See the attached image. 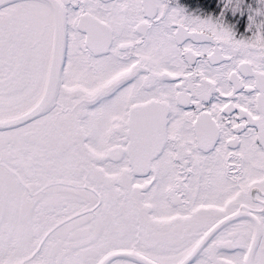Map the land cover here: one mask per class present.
<instances>
[{
	"label": "snow or ice",
	"instance_id": "snow-or-ice-1",
	"mask_svg": "<svg viewBox=\"0 0 264 264\" xmlns=\"http://www.w3.org/2000/svg\"><path fill=\"white\" fill-rule=\"evenodd\" d=\"M196 4L0 0V264H264V0Z\"/></svg>",
	"mask_w": 264,
	"mask_h": 264
},
{
	"label": "rangeland",
	"instance_id": "rangeland-1",
	"mask_svg": "<svg viewBox=\"0 0 264 264\" xmlns=\"http://www.w3.org/2000/svg\"><path fill=\"white\" fill-rule=\"evenodd\" d=\"M182 2V0H180V3ZM246 16V15H244ZM240 16V14H237L236 17H232L231 14H229V22L232 23L235 26V31L237 33V38H241L242 36H246L248 35V33L246 32V26H247V16L244 19L245 21L243 22L244 18Z\"/></svg>",
	"mask_w": 264,
	"mask_h": 264
},
{
	"label": "flooded vegetation",
	"instance_id": "flooded-vegetation-1",
	"mask_svg": "<svg viewBox=\"0 0 264 264\" xmlns=\"http://www.w3.org/2000/svg\"><path fill=\"white\" fill-rule=\"evenodd\" d=\"M181 4L189 6L190 11L195 10L197 7V4L195 2L194 3H186V1H183V2H181Z\"/></svg>",
	"mask_w": 264,
	"mask_h": 264
},
{
	"label": "trees",
	"instance_id": "trees-1",
	"mask_svg": "<svg viewBox=\"0 0 264 264\" xmlns=\"http://www.w3.org/2000/svg\"><path fill=\"white\" fill-rule=\"evenodd\" d=\"M183 1H186V3H196V0H182V2ZM246 18V16H244V18H241V19H243V22L245 21L244 19Z\"/></svg>",
	"mask_w": 264,
	"mask_h": 264
}]
</instances>
